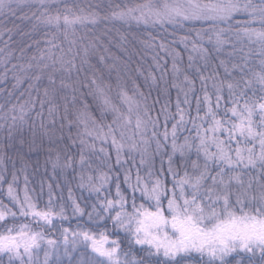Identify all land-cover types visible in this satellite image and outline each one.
Masks as SVG:
<instances>
[{"label": "snow or ice", "instance_id": "1", "mask_svg": "<svg viewBox=\"0 0 264 264\" xmlns=\"http://www.w3.org/2000/svg\"><path fill=\"white\" fill-rule=\"evenodd\" d=\"M21 5L31 12L30 16L25 14L21 18L34 20L32 30L45 28L48 30L45 36L50 37L45 40L46 47L39 50V56H33L27 64V70L36 73L27 79L39 81L47 72L52 87L44 89L43 99L38 95L33 100L29 93L26 100L20 101L18 97L17 103H12L11 99L0 103V120L5 122L0 128H6L7 138L11 140L14 133L22 132L28 123L26 116L35 111L36 118L41 121L39 129L49 143L59 145L60 141H68L57 151L53 167L60 161V152H65L62 166L71 168L78 164L82 169L80 187L98 194L111 177L108 172L94 168L91 156L97 154L96 142L114 149L117 164L121 161V153L128 149L129 152L139 151L140 164L145 165L146 157L150 160L147 148L150 141H155L157 153L165 147L169 139L167 124L171 118L175 122L171 126L167 172L172 180L169 188L165 183L164 169L161 168L157 175L150 166L145 177L137 170L133 183L130 171H126L124 182L131 189V201L117 183V199L105 197L99 200V207L92 204L91 211L87 212L92 229L79 225L75 231L63 228L60 241L46 238L44 233L45 228H55L56 219H68L63 204L58 209L54 206L51 185L48 202L40 207L29 194L27 176L23 197L18 195L14 186L17 176L13 172L11 181H7L9 203L0 200V264H264V0H130L123 6L110 4L109 13L103 16L96 10L100 4L82 7L78 3H61V0H0V15L15 16ZM238 16L243 19L237 20ZM100 20L180 28L186 24L207 25L190 29L195 39L184 36L180 38L181 42L186 48L191 44V53L204 62V67L210 58L205 43L217 53L226 47L231 48L228 55L235 62L229 67L224 60L220 61L224 79L215 69L208 77L200 75L202 84L208 79L213 80L215 96L213 101L205 87L203 115L199 98L195 116L186 112L177 98L175 114H171L165 104L153 117L152 105L145 103L147 97L139 91V86L134 85L129 95L126 88L118 84L114 98L110 95L111 85L97 77L94 71L80 77L84 65L92 67L88 57L95 45L91 41L81 44L84 37H77V30L95 25ZM6 31L11 32V29ZM34 43L39 45L40 41ZM188 59L189 67H193L194 56L190 54ZM100 60L103 61L104 57L101 56ZM12 67L16 69L17 65ZM21 68L23 70V66ZM7 72L6 67L4 79ZM56 72L62 73V88L73 87L65 84L64 77L71 78L76 72L79 89L73 87V91L80 94L79 100L76 95L72 96L71 107L67 102L64 104L59 128L52 119L58 109L50 99L57 93L53 75ZM173 72H180L175 60ZM196 72L199 73L200 68H196ZM13 78V88L22 85L25 79L15 73ZM152 79L155 81V77ZM184 80L192 84L187 75ZM33 88L34 85L29 83L28 89ZM36 91L39 93V89ZM191 91L190 87L188 92ZM188 92H185V104L189 103ZM8 95L11 97L12 93ZM88 96L101 101L99 120L90 111L85 99ZM46 102L49 105V125L43 122ZM37 103L39 111L36 110ZM77 103L81 107L76 108ZM109 113L112 120L107 123L105 117ZM161 115L164 118L162 134L156 130ZM188 123L191 128L187 127ZM66 126L69 130L67 137L63 135ZM149 126L152 128L150 136ZM73 127L77 130L75 138L71 132ZM30 128L33 136L31 148L36 136L34 121ZM178 131H187L189 135L178 142ZM77 141L78 160L67 154ZM20 143L23 144L24 140L21 139ZM51 151L53 149L49 148ZM193 151L194 160L191 159ZM98 152L103 154L105 161L109 158L107 148L100 147ZM177 155L184 168L183 175L173 167ZM2 164L3 158L0 157ZM108 167L111 170V165ZM92 170L98 172L96 183ZM6 171H0V185L6 182ZM137 191L142 201L139 204L136 202ZM72 213L82 218L85 209L73 200ZM18 220L30 222L18 224ZM33 224L39 230L33 228Z\"/></svg>", "mask_w": 264, "mask_h": 264}, {"label": "trees", "instance_id": "2", "mask_svg": "<svg viewBox=\"0 0 264 264\" xmlns=\"http://www.w3.org/2000/svg\"><path fill=\"white\" fill-rule=\"evenodd\" d=\"M130 0H61V3L68 4H80L82 7H87L88 4L96 5L100 4L101 7H97L96 10L101 15H107L110 11L109 5L119 4L123 6L125 3H129ZM139 2V0H136ZM35 10V7L32 8ZM31 15L28 7L21 5V9L17 10L16 15L10 14L0 15V60L7 61V63L0 62V103H4L5 100L11 99L12 103H17V98L20 101L29 98L35 100L39 95L40 98H44L43 93L45 88H50L48 74L45 73L41 76L39 81L29 80L27 77L34 76L36 73L27 70V64L31 61L33 56H39V50L46 47L45 40L50 37L45 36V32L48 31L45 28H40L37 31L32 30L34 20L22 19V15ZM243 17L238 16L237 20H242ZM225 25H221L224 27ZM201 27H207V25H201L199 23L192 25L186 24L183 28L172 26H152V25H137L135 22L128 24L121 21L114 20H100L95 25L89 24L86 28H78L77 37H84L81 44H88L91 41L95 45L93 50H90L88 57V64L84 65V71L80 73L82 78L85 74L91 75L93 71L97 77L103 78V81L111 85L110 95L116 97L118 91L117 85H121L132 94L134 85L139 86V91L144 93L147 97L145 103L152 105L151 115L156 117L159 114L160 108L167 104L169 112L171 114L176 113V102L179 98L181 107L186 112H190L192 116L196 115V101L197 98L201 100V115H203L204 104L203 95L204 90L212 95L213 101L215 96L212 88L213 80L208 79L203 82L200 79V75L208 77L212 74L213 69L219 74L221 79L225 78L223 67L220 65V61L224 60L231 67V63L235 62L234 58H230L228 53L231 52V48L226 47L220 53L212 50L208 43L204 44L205 48L209 49L210 58L207 67H204V62L196 57L195 53H191V44L185 47V44L181 42L180 38L189 36L190 39H195L194 32L190 33V29ZM11 29V32L6 31ZM40 41L39 45L34 43ZM164 45V47H161ZM30 46V47H29ZM67 42L64 41V47L67 48ZM21 49H24L23 54ZM11 53V56L8 55ZM175 53H179V56H175ZM194 56V66L189 67V55ZM103 56L104 60L101 61L100 57ZM177 64L180 69L179 73L173 72V62ZM79 62V61H78ZM34 63V62H33ZM17 65L16 69H13V65ZM23 66V70L21 68ZM7 67V78H3L5 68ZM196 68H200V72H196ZM15 74L24 76V82L17 88H13L15 80L13 78ZM56 81L54 87L57 89V93L54 97H50L51 103L57 106V112L52 119L56 121V126L59 128L61 116L63 115L64 104L67 102L71 107V98L76 95L78 100L80 98L79 91L74 92L73 87L79 89L77 81V74L73 72L71 78L64 77L65 84L72 85L73 87H61L60 80L62 73L56 72L53 74ZM187 75L192 81L189 85L184 76ZM152 77H155L153 81ZM34 85L33 89H28V84ZM191 87L192 91L188 92ZM36 89H39L37 93ZM83 91V89H80ZM9 92L12 93L9 97ZM185 92H188L187 99L188 104L184 103ZM21 93H24L21 96ZM225 95L226 90H225ZM89 105L92 115L98 120L99 109L101 101L93 99L91 96L85 98ZM137 99H140L137 96ZM10 106V105H9ZM48 103L44 105V120L46 125H49V117L47 114ZM76 108L81 107L79 103L76 104ZM223 107V102H222ZM36 110L39 111V103H37ZM16 114V113H12ZM27 124L23 126L22 132L13 134L11 140L7 138L6 128H0V157L3 158V164L0 165V171L7 169L4 172L6 176V182L0 185V200H3L5 204L9 203L6 196L7 181H11L12 173L15 172L17 176V183L14 185L17 189L18 195L23 197V189L25 187V176H27V187L29 194L33 196L40 207H44L49 199V185H51L53 204L58 209L59 197L63 198L62 204L65 206L67 220L56 219L54 221L55 228L58 224L65 223L71 231H75L78 225L82 228L92 229V224L87 221V212L91 211V205L97 204L99 207V200L105 197L110 199H117L116 196V184L119 183L121 192L131 201L132 192L124 182V176L126 171H130L132 175V182H135V176L137 170L140 175L145 177L148 168L151 166L153 172L159 175V170L164 169L165 183L171 188L172 176L167 172L168 168V155L171 153V126L175 121L171 118L167 124L169 130V139L165 147L160 153L155 151V141H150L147 145L148 153L150 154V160L146 157L145 165L140 164L141 153L139 151L129 152L125 149L121 153V161L119 164L116 162V153L108 144H101L100 141L96 142L97 154L91 156L93 160L94 168L99 171L108 172L111 179L109 182L101 188L100 193L90 192L87 187L81 188L80 174L82 169L78 164H74L71 168H65L62 165L66 159L65 152H60V161L54 168L53 163L56 161V153L60 151L65 144L68 143L67 139L60 141L59 145L56 143H49L48 138L43 136L40 129V119L36 118V112H31L26 116ZM112 115L109 113L105 117V122L110 123ZM36 124V136L35 144L31 146L33 136L30 125ZM11 122L10 120L8 121ZM5 123L0 120V124ZM66 123V122H65ZM188 128H191V123L187 124ZM158 133L164 132V118L160 116V123L157 127ZM67 126L64 129L63 135H68ZM76 128L71 129L72 135L75 138ZM152 128L149 126V136L151 135ZM57 135H60L58 132ZM189 135L187 131L177 133L178 142H182L184 136ZM161 143L164 144L162 136ZM23 139L24 143L21 144L20 140ZM139 140L138 138H136ZM78 144L72 147L71 152L67 153L73 155L76 160L79 159ZM11 145V146H9ZM100 147L108 149L109 158L105 161L103 154L98 152ZM143 147V145H141ZM49 148L53 151L49 152ZM87 154V153H86ZM99 156V159L96 157ZM191 159H196L195 153L191 155ZM111 165V170H109ZM173 167L183 175L184 168L181 166L180 157L177 155L174 157ZM188 170L191 172L190 162L188 164ZM93 176V182L96 183L95 177L98 172L91 171ZM118 178V179H117ZM86 179V177H85ZM137 204L142 201L139 199L140 193L136 192ZM62 200V199H61ZM75 200L81 208L85 209V215L82 218H77L72 213V201ZM129 210H131L129 208ZM114 215V213H113ZM29 220H18L16 223H29ZM33 228H37L35 224ZM108 226L111 229V221L108 222ZM95 230V229H93ZM44 233L46 238L51 237L54 239L56 234L52 228H45ZM115 238V237H113ZM127 250V249H125ZM135 251V249H134ZM142 255V253H137ZM195 255V254H194ZM43 254L41 253V259Z\"/></svg>", "mask_w": 264, "mask_h": 264}, {"label": "rangeland", "instance_id": "3", "mask_svg": "<svg viewBox=\"0 0 264 264\" xmlns=\"http://www.w3.org/2000/svg\"><path fill=\"white\" fill-rule=\"evenodd\" d=\"M137 138L139 139V137H137ZM58 199H59V204L60 203L62 204L63 198L59 197ZM63 228L70 229L65 223L58 224V226L56 228H54V230L56 232V234L54 235V239L62 241L63 237L61 235V231H62ZM69 238L71 239L70 233H69ZM61 251H63L62 243H61Z\"/></svg>", "mask_w": 264, "mask_h": 264}]
</instances>
